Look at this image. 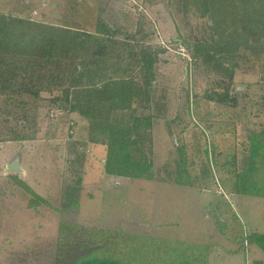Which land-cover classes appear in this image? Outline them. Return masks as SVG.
<instances>
[{"label": "rangeland", "instance_id": "rangeland-1", "mask_svg": "<svg viewBox=\"0 0 264 264\" xmlns=\"http://www.w3.org/2000/svg\"><path fill=\"white\" fill-rule=\"evenodd\" d=\"M180 5V0H0L1 13L88 32L102 19L120 30L119 38L139 32L129 43L134 50L161 51L154 98L144 109L153 115L156 179L105 174V146L86 139L88 124L82 117L50 106L48 92L42 93L46 100L40 101L38 117L29 125L35 138L0 142V264H54L61 222L126 230L155 244L173 240L208 245L209 264H264L263 251L245 240L264 233V197L245 192L242 185L230 188L228 169L221 168L234 154L240 167L243 142L251 131L264 129V56L239 55L231 86L236 104L209 101L206 91L217 76L197 66L179 39L201 35L206 21L192 9L184 18ZM128 57L125 62L138 72L133 56ZM188 90L190 110L184 104ZM197 141L205 144L199 167L190 165L197 185L174 183L178 146L188 144L193 158ZM78 151L84 154L79 204L64 210L63 192L74 184L78 163L72 165V159ZM13 161L19 170L8 167ZM11 175L26 180L50 205L39 202L30 209V196Z\"/></svg>", "mask_w": 264, "mask_h": 264}, {"label": "trees", "instance_id": "trees-1", "mask_svg": "<svg viewBox=\"0 0 264 264\" xmlns=\"http://www.w3.org/2000/svg\"><path fill=\"white\" fill-rule=\"evenodd\" d=\"M180 2L179 12L184 18L192 9L206 21L199 29L201 35L179 37L190 49L193 62L217 76L205 96L217 104H236L231 86L239 55L253 52L258 58L264 56V0ZM119 32L102 19L94 32H88L67 24L0 12V142L35 138L29 125L38 117L40 101L46 100L42 93L48 92L50 106L82 117L88 124L86 139L105 146V174L156 179L153 115L144 109L154 98L155 66L161 51L134 50L135 46L129 43L139 32L126 38H119ZM128 56H133L138 72L125 62ZM189 73L187 67V76ZM184 104L190 110L189 90ZM141 106L143 110L139 112ZM8 124L10 127L4 130ZM197 142L194 160L189 157L188 144L178 146L174 183L197 185L190 165L199 167L205 147L204 142ZM242 151L240 167L237 154L221 163L222 170L227 168L230 175L227 184L230 188L242 185L245 192L264 197V129L251 131ZM75 163L78 168L73 171L74 184L63 192L64 210L79 204L82 152L75 154L72 165ZM11 178L30 196V209L39 202L50 205L26 180L17 175ZM58 230L61 237L54 264H209L208 245L173 240L155 244L126 230L71 226L65 222L58 225ZM66 231H73L74 235ZM245 240L264 253V233H252Z\"/></svg>", "mask_w": 264, "mask_h": 264}, {"label": "water", "instance_id": "water-1", "mask_svg": "<svg viewBox=\"0 0 264 264\" xmlns=\"http://www.w3.org/2000/svg\"><path fill=\"white\" fill-rule=\"evenodd\" d=\"M8 167L12 170H19L21 168L17 161L11 162Z\"/></svg>", "mask_w": 264, "mask_h": 264}, {"label": "built area", "instance_id": "built-area-1", "mask_svg": "<svg viewBox=\"0 0 264 264\" xmlns=\"http://www.w3.org/2000/svg\"><path fill=\"white\" fill-rule=\"evenodd\" d=\"M35 14V13H34ZM180 52H181V50H180Z\"/></svg>", "mask_w": 264, "mask_h": 264}]
</instances>
